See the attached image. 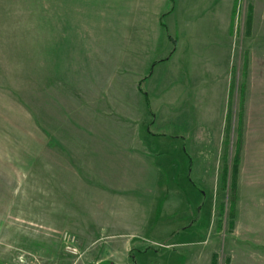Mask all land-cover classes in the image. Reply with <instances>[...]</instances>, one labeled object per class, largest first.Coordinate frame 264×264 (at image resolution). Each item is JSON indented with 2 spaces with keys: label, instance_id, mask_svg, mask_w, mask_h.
I'll list each match as a JSON object with an SVG mask.
<instances>
[{
  "label": "rangeland",
  "instance_id": "obj_1",
  "mask_svg": "<svg viewBox=\"0 0 264 264\" xmlns=\"http://www.w3.org/2000/svg\"><path fill=\"white\" fill-rule=\"evenodd\" d=\"M146 76L131 122L152 131V182L81 245L51 161L73 160L72 130L103 127L112 78ZM214 258L264 264V0H0V264Z\"/></svg>",
  "mask_w": 264,
  "mask_h": 264
},
{
  "label": "crops",
  "instance_id": "obj_2",
  "mask_svg": "<svg viewBox=\"0 0 264 264\" xmlns=\"http://www.w3.org/2000/svg\"><path fill=\"white\" fill-rule=\"evenodd\" d=\"M138 78H112L105 89L111 111L104 119L103 127L72 130L71 137L77 139L66 150L71 152L73 160L68 161L65 156L62 163L51 161V169L55 171L50 183L59 186L57 194L59 201L62 200V212L56 215L66 218L67 228L81 235V245L95 228L107 226V218L112 212L128 219L131 213L128 211L127 216L122 210V202L129 201L131 192H138V188L146 192L147 184L152 182L151 175L147 181V169H153L152 162H148L147 152L143 149L149 138L152 139V131L135 129L132 124L138 120L142 97L146 101L138 88L141 80ZM122 119L129 120L128 128L121 123ZM120 198L123 200L118 201ZM89 217L93 219L89 220Z\"/></svg>",
  "mask_w": 264,
  "mask_h": 264
},
{
  "label": "trees",
  "instance_id": "obj_3",
  "mask_svg": "<svg viewBox=\"0 0 264 264\" xmlns=\"http://www.w3.org/2000/svg\"><path fill=\"white\" fill-rule=\"evenodd\" d=\"M252 16H251V11H250V14L248 15V18H247V28H248V32L250 31V28L252 26ZM167 58H164L163 60H165ZM161 60V61H163ZM147 78L144 77L143 79L140 80V82L138 83V88L140 90V92L145 95V98H146V101L148 102V94L146 92V90L144 89V80ZM241 135L239 137V142L237 143V154L234 158V161H233V168H232V178H231V191H232V209H231V215L233 216L234 215V211H235V193L237 191V176H238V168H239V163H240V148H241ZM227 175H228V169L227 167L224 168V172H223V187L226 186L227 184ZM192 182V181H191ZM220 213L221 215L224 213V205L222 204L221 205V208H220ZM212 264H216V260L214 258Z\"/></svg>",
  "mask_w": 264,
  "mask_h": 264
},
{
  "label": "built area",
  "instance_id": "obj_4",
  "mask_svg": "<svg viewBox=\"0 0 264 264\" xmlns=\"http://www.w3.org/2000/svg\"><path fill=\"white\" fill-rule=\"evenodd\" d=\"M64 239L67 243V249H72L73 251L76 250V244H77V239L75 236L70 235L69 233L64 234Z\"/></svg>",
  "mask_w": 264,
  "mask_h": 264
}]
</instances>
